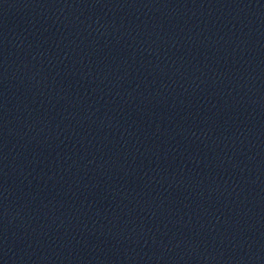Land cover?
Wrapping results in <instances>:
<instances>
[{
    "label": "water",
    "instance_id": "water-1",
    "mask_svg": "<svg viewBox=\"0 0 264 264\" xmlns=\"http://www.w3.org/2000/svg\"><path fill=\"white\" fill-rule=\"evenodd\" d=\"M0 264H264V0H0Z\"/></svg>",
    "mask_w": 264,
    "mask_h": 264
}]
</instances>
